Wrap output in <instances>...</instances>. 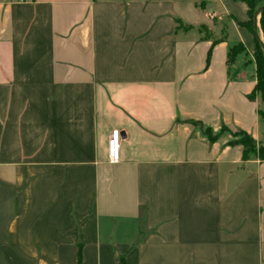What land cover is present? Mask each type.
I'll return each mask as SVG.
<instances>
[{
    "label": "crops",
    "instance_id": "crops-1",
    "mask_svg": "<svg viewBox=\"0 0 264 264\" xmlns=\"http://www.w3.org/2000/svg\"><path fill=\"white\" fill-rule=\"evenodd\" d=\"M247 19L240 0H0V264H264V159L196 124L264 141Z\"/></svg>",
    "mask_w": 264,
    "mask_h": 264
},
{
    "label": "trees",
    "instance_id": "trees-1",
    "mask_svg": "<svg viewBox=\"0 0 264 264\" xmlns=\"http://www.w3.org/2000/svg\"><path fill=\"white\" fill-rule=\"evenodd\" d=\"M246 3L248 6V19L246 21H238V24L246 27L253 35L255 41V48L253 52V62L255 64V74H256V83L252 91L248 94L250 99H255L257 94H260L261 97L264 96V50L261 47L259 36L260 32L262 33V41L264 43V7L258 13V26L255 30L254 25V15L257 8L264 3V0H240ZM261 38V37H260ZM244 51V46L241 43H236L229 47L227 53V61L232 62L235 60L236 56ZM258 114L261 119L264 120V111L258 110ZM195 122V121H194ZM196 123V122H195ZM199 125L203 134L210 141L217 140L224 132L230 134L231 139L227 141V144H241L243 147L242 158L247 159L250 156H257L260 159H264V141L262 144H257V142L250 136L247 132L243 130L232 131L225 125L214 132L211 127L203 126L200 123Z\"/></svg>",
    "mask_w": 264,
    "mask_h": 264
},
{
    "label": "built area",
    "instance_id": "built-area-1",
    "mask_svg": "<svg viewBox=\"0 0 264 264\" xmlns=\"http://www.w3.org/2000/svg\"><path fill=\"white\" fill-rule=\"evenodd\" d=\"M120 133L118 129L111 131L107 142V154L109 162L116 163L120 160Z\"/></svg>",
    "mask_w": 264,
    "mask_h": 264
},
{
    "label": "water",
    "instance_id": "water-1",
    "mask_svg": "<svg viewBox=\"0 0 264 264\" xmlns=\"http://www.w3.org/2000/svg\"><path fill=\"white\" fill-rule=\"evenodd\" d=\"M263 7H264V3L261 4V5L257 8V10L255 11V15H254V25H255V30H257V16H258V13H259V11H260ZM259 41H260V44H261L262 49L264 50V43H263L262 39L260 38V36H259Z\"/></svg>",
    "mask_w": 264,
    "mask_h": 264
},
{
    "label": "rangeland",
    "instance_id": "rangeland-1",
    "mask_svg": "<svg viewBox=\"0 0 264 264\" xmlns=\"http://www.w3.org/2000/svg\"><path fill=\"white\" fill-rule=\"evenodd\" d=\"M252 61H253V59H252ZM256 97H258L259 99H261V100H262V108H264V96H263V97H261V95H260V94H257V95H256ZM262 111H264V109H263Z\"/></svg>",
    "mask_w": 264,
    "mask_h": 264
}]
</instances>
